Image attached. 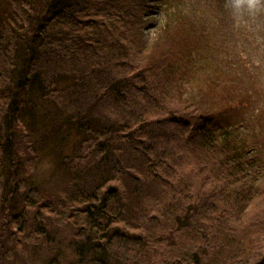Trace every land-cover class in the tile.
I'll list each match as a JSON object with an SVG mask.
<instances>
[{"label": "trees", "instance_id": "obj_1", "mask_svg": "<svg viewBox=\"0 0 264 264\" xmlns=\"http://www.w3.org/2000/svg\"><path fill=\"white\" fill-rule=\"evenodd\" d=\"M149 2L0 0V264L38 243L49 264H152L148 246L158 254L178 228L184 252L160 264H264V216L247 222L264 190V93L217 109L188 80L184 7L162 0L169 20L151 36ZM214 45L199 67L216 61L234 85L258 77L234 41ZM46 155L51 182L38 186ZM45 210L66 211L73 255Z\"/></svg>", "mask_w": 264, "mask_h": 264}, {"label": "rangeland", "instance_id": "obj_2", "mask_svg": "<svg viewBox=\"0 0 264 264\" xmlns=\"http://www.w3.org/2000/svg\"><path fill=\"white\" fill-rule=\"evenodd\" d=\"M173 2L184 7L185 14L183 17L185 22L182 24V39L185 43V51L183 52V61L185 64L187 63L186 57L191 60V67L187 69L188 80H190L191 86L195 89H210L213 93L217 94L218 98L215 101L217 109L219 110L225 106L222 104L225 102L226 98L240 102L242 99L247 100L245 96L249 93H264V0H173ZM149 4H152V7L148 12H145L144 17L148 20L146 34L152 36L164 27L169 17L163 15L162 9L165 3L162 2V0H150ZM192 11H195L194 14H191ZM208 28L211 30H208ZM195 33L201 34L202 38L196 37ZM233 41L234 45L237 46L233 51L234 59L244 57L245 62L247 61L250 65L253 64V67H250L252 70H258L257 66L260 67L257 78L254 80L246 79L240 85L229 84L232 83L229 81L230 76L224 74V72L217 71L218 74L213 76V73H215L216 61H210L207 68H202L198 65L201 63L206 65L201 59V56L199 57V54L214 53L213 49L209 46L210 44L215 43V52L219 46H221V49L224 51L223 46L231 45ZM174 42L177 43L178 46V39L174 40ZM166 43L169 46L171 44V42ZM238 47L241 48L243 55H241ZM230 54L232 55V53ZM211 78L214 79V82L211 81ZM226 79H228L229 83L226 82ZM252 90L253 92H250ZM219 95H221L222 98H220ZM260 105L261 108L264 109V100H262ZM239 113L247 117L246 109L241 110ZM221 118L222 116L217 118L218 125V122L222 120ZM260 120L261 125L257 128L253 127L256 132L261 133L260 137L264 138V125L262 127L263 119L260 118ZM49 158L50 156H47L33 173L35 176L34 180L38 182L36 184L38 186H41L40 184L44 185V183L49 186L48 182L51 180L48 178L50 167L47 163L48 160H50ZM260 159L264 160V149L260 152ZM260 181L264 183V178ZM57 184L58 179L52 182V186L50 187L54 189ZM257 184L259 185L258 182ZM262 186L264 187V184ZM149 189H151V186ZM252 201L254 202L253 205H256V209L251 211L250 217L248 216V225L257 222V224H261L263 227V223L259 222L262 220L260 217L264 216V190L261 195L255 194L252 197ZM29 214L31 213L29 212ZM45 214L50 219L46 222H50V231H54L53 234H55L56 243L58 244L56 247L58 250L62 251L68 249V247H70L69 242L71 238L69 235L72 226L69 223L63 222L64 219L67 218L64 217L66 211L64 216H62L63 213H57V211L50 212L49 210H45ZM62 217L63 219H61ZM259 219L260 221H257ZM169 224H173L172 226L175 227L173 222ZM163 230H159L156 227L154 231L158 233ZM178 230L179 233L173 230L172 232L162 233V239H158V241L155 239L158 244L154 243L155 246L153 247L159 252L158 254L163 255L156 254L154 250L148 246L149 251L145 252V254L149 258L150 263L160 264L163 258L170 257L171 259H175L177 255H181V252H184L182 248L187 243V238L183 234H180L181 229L178 228ZM239 231L241 233V229L237 230V232ZM258 233H264V231L255 232L254 235ZM193 242L194 246H196L197 241L193 240ZM8 245L9 244L6 245L5 243V247ZM50 251L51 250L46 248L44 244L38 243V245L30 246L25 256L13 258L10 264H49V256L54 253L52 252L50 254ZM67 253L73 255V252L70 251H66L64 255ZM208 256H210L209 251L207 252V259L209 258ZM66 259H69V256H66ZM175 262H178V260Z\"/></svg>", "mask_w": 264, "mask_h": 264}, {"label": "bare ground", "instance_id": "obj_3", "mask_svg": "<svg viewBox=\"0 0 264 264\" xmlns=\"http://www.w3.org/2000/svg\"><path fill=\"white\" fill-rule=\"evenodd\" d=\"M15 214V213H14Z\"/></svg>", "mask_w": 264, "mask_h": 264}]
</instances>
